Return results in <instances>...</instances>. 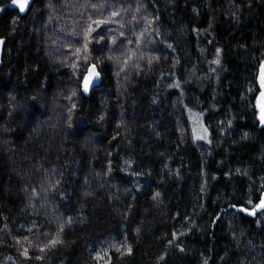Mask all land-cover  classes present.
<instances>
[{
	"label": "trees",
	"instance_id": "1",
	"mask_svg": "<svg viewBox=\"0 0 264 264\" xmlns=\"http://www.w3.org/2000/svg\"><path fill=\"white\" fill-rule=\"evenodd\" d=\"M9 1L0 264H264V0Z\"/></svg>",
	"mask_w": 264,
	"mask_h": 264
},
{
	"label": "rangeland",
	"instance_id": "2",
	"mask_svg": "<svg viewBox=\"0 0 264 264\" xmlns=\"http://www.w3.org/2000/svg\"><path fill=\"white\" fill-rule=\"evenodd\" d=\"M258 76L259 78H264V70L263 72H260ZM256 106L258 111L257 118L260 122V125L264 126V124L261 123L262 113L259 105V98L256 102ZM187 119L193 140L195 142L208 144L210 140V133L204 123L203 113L199 110L188 109ZM121 235V233L113 234L107 237V239L103 242L96 244V246H94V248L91 250V258L93 261L92 264H102L110 250L120 249L123 243V237Z\"/></svg>",
	"mask_w": 264,
	"mask_h": 264
},
{
	"label": "water",
	"instance_id": "3",
	"mask_svg": "<svg viewBox=\"0 0 264 264\" xmlns=\"http://www.w3.org/2000/svg\"><path fill=\"white\" fill-rule=\"evenodd\" d=\"M35 0H29V3L28 5L26 6V9L23 13L19 12L18 8L12 4V0H10L7 4H6V8L10 9V10H16L18 11L19 15L20 16H25L27 14V12L29 11L32 3L34 2ZM4 44H5V39L0 37V68L2 66V55H3V49H4ZM94 73V74H93ZM86 77H89L91 80H92V83L89 85V91L88 92H85L84 91V81H85V78ZM101 82V76L96 68L95 65H90L82 79V82H81V89H82V93L83 95L85 96H89V94L91 93L92 89L94 87H97ZM264 87H260V94H259V105H260V108H261V113L264 114ZM261 201H264V192L262 194V199ZM259 208H255V212L258 210Z\"/></svg>",
	"mask_w": 264,
	"mask_h": 264
},
{
	"label": "snow or ice",
	"instance_id": "4",
	"mask_svg": "<svg viewBox=\"0 0 264 264\" xmlns=\"http://www.w3.org/2000/svg\"><path fill=\"white\" fill-rule=\"evenodd\" d=\"M28 3H29V0H12V4L15 5L18 8L19 12L21 13L25 11ZM91 83H92V80L89 77H86L84 81V91L85 92L89 91V85ZM261 87H264V78H262ZM261 123L264 124V114H262L261 116ZM256 208H264V201H261L260 204L256 206ZM254 214H255V209L252 212H249V215H254ZM53 243H55V241Z\"/></svg>",
	"mask_w": 264,
	"mask_h": 264
},
{
	"label": "bare ground",
	"instance_id": "5",
	"mask_svg": "<svg viewBox=\"0 0 264 264\" xmlns=\"http://www.w3.org/2000/svg\"><path fill=\"white\" fill-rule=\"evenodd\" d=\"M261 209V208H260ZM124 248V247H123ZM91 251V250H90Z\"/></svg>",
	"mask_w": 264,
	"mask_h": 264
}]
</instances>
